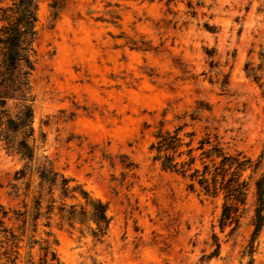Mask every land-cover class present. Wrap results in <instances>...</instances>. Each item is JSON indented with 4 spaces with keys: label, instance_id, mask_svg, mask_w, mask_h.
I'll return each mask as SVG.
<instances>
[{
    "label": "rangeland",
    "instance_id": "374dc122",
    "mask_svg": "<svg viewBox=\"0 0 264 264\" xmlns=\"http://www.w3.org/2000/svg\"><path fill=\"white\" fill-rule=\"evenodd\" d=\"M37 4L35 161L0 146V207L33 211L39 179L29 170L47 162L106 205L111 222L101 243L94 225L71 229L56 210L46 228V197L37 231L27 224L21 264L30 255L39 263L45 234L61 264H264V225L251 242L255 175H242L238 224H223V196L189 191L150 150L159 131L185 126L179 137L194 152L205 143L204 152L242 154L264 174V0ZM20 171L27 177L17 181Z\"/></svg>",
    "mask_w": 264,
    "mask_h": 264
},
{
    "label": "trees",
    "instance_id": "16d2710c",
    "mask_svg": "<svg viewBox=\"0 0 264 264\" xmlns=\"http://www.w3.org/2000/svg\"><path fill=\"white\" fill-rule=\"evenodd\" d=\"M52 8H56V5ZM37 22V0H0V146L8 154L18 156L28 164L34 163L36 152L33 127L34 97L30 78L34 68L33 43ZM190 119L192 122L196 120ZM184 127L174 132H158L156 143L150 149L155 154L153 161L160 165L163 172L189 181L188 190L193 193L197 187L198 194L206 198L216 199L222 195L223 224H238L239 207L245 205L249 189V184L241 182V178L249 170L255 175L251 185L254 199V232L251 242L254 241L264 225V174L256 176L259 163L252 162L238 153L231 156L228 152H204L205 143H199L197 151L201 152H194L190 149L192 140L183 145L179 137ZM185 137L193 139L194 134H187ZM182 147H185L187 152H180ZM197 162L200 168L196 166ZM34 174L39 179V184L33 211H30L26 204L23 205V212L6 211L0 207V264H21L27 224L30 220V226L37 231L46 197L48 205L45 216H48V223L44 227L50 228L49 217L53 216L56 210L59 221L71 229L85 223L94 225L95 229L90 230V234L97 243L102 242L109 230L111 220L107 215V206L92 199L79 186L71 187L73 182L56 173L53 165L45 162L35 172L29 170L31 177ZM26 177V171H20L17 181ZM28 184L30 185V182ZM56 193L59 206L55 209ZM67 201L78 204L67 205ZM21 230L22 234L17 235L16 231ZM45 236L47 239L38 243L41 256L38 264H61L50 242L51 236ZM31 245L33 246L28 248L29 255L36 246L35 243ZM26 264H35L31 255L28 256Z\"/></svg>",
    "mask_w": 264,
    "mask_h": 264
}]
</instances>
